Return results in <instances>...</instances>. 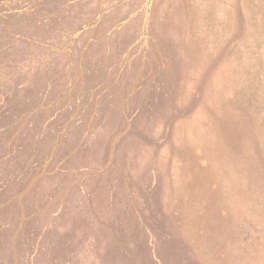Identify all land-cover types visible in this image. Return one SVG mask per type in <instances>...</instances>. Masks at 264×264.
Here are the masks:
<instances>
[{"label": "rangeland", "instance_id": "374dc122", "mask_svg": "<svg viewBox=\"0 0 264 264\" xmlns=\"http://www.w3.org/2000/svg\"><path fill=\"white\" fill-rule=\"evenodd\" d=\"M139 263L264 264V0H0V264Z\"/></svg>", "mask_w": 264, "mask_h": 264}, {"label": "bare ground", "instance_id": "6f19581e", "mask_svg": "<svg viewBox=\"0 0 264 264\" xmlns=\"http://www.w3.org/2000/svg\"><path fill=\"white\" fill-rule=\"evenodd\" d=\"M238 21H239V20H238ZM172 45H173V44H172ZM220 52H221V51H220ZM176 110H177V109H176ZM116 130H117V129H116ZM145 132H146V131H145ZM161 134H162V133H161ZM55 182H56V181H55ZM60 185H61V184H60ZM60 200H61V199H60ZM65 201H66V200H65ZM142 207H143V206H142ZM142 207H141V208H142ZM70 208H71V207H70ZM126 210H127V209H126ZM124 214H125V213H124ZM122 215H123V214H122ZM145 215H146V214H145ZM98 223H99V222H98ZM123 223H124V222H123ZM102 232H103V231H102ZM123 232H124V231H123ZM84 235H85V234H84ZM84 235H83V236H84ZM104 241H105V240H104ZM124 263H125V262H124ZM139 264H140V263H139Z\"/></svg>", "mask_w": 264, "mask_h": 264}]
</instances>
